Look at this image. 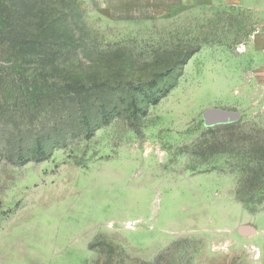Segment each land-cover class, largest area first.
Wrapping results in <instances>:
<instances>
[{
    "label": "rangeland",
    "instance_id": "obj_1",
    "mask_svg": "<svg viewBox=\"0 0 264 264\" xmlns=\"http://www.w3.org/2000/svg\"><path fill=\"white\" fill-rule=\"evenodd\" d=\"M13 3L65 47L0 41V264H264V0Z\"/></svg>",
    "mask_w": 264,
    "mask_h": 264
},
{
    "label": "trees",
    "instance_id": "obj_2",
    "mask_svg": "<svg viewBox=\"0 0 264 264\" xmlns=\"http://www.w3.org/2000/svg\"><path fill=\"white\" fill-rule=\"evenodd\" d=\"M13 2L14 0H0V41L10 37L14 44V51L17 47L19 49L18 53L20 54L21 52L23 56H28L29 59H32L33 56L43 55L41 57L42 61L54 64L65 47L62 46L65 45L62 41L59 42V44L57 43V40H60V37L63 35L61 24L52 20V22L45 27H42L39 32L35 33V27L31 25L25 26L24 24L27 21L21 19V17L26 16L22 14L24 9L22 11V7ZM4 13L13 14L7 19L8 17H6ZM13 17H15V20L11 23L12 25H5L9 23ZM100 74L101 73L98 72L92 75L94 82H97L96 80H101L98 78ZM72 75L74 76V84L77 82L81 87V90H79V87H75V90L78 95L77 103L81 106L82 110L84 106L92 100L99 101V104L103 103L101 99L103 98L104 91L108 90L110 87H91L84 90L87 78H84L81 74L74 73ZM102 108L104 109V107Z\"/></svg>",
    "mask_w": 264,
    "mask_h": 264
},
{
    "label": "crops",
    "instance_id": "obj_3",
    "mask_svg": "<svg viewBox=\"0 0 264 264\" xmlns=\"http://www.w3.org/2000/svg\"><path fill=\"white\" fill-rule=\"evenodd\" d=\"M118 1H119V3H121L119 5V8L121 10H123V8L125 9L126 7L128 8V5H130L129 6L130 9L133 8V9L139 10V12H140V10L144 9L145 1H147L149 3V5L154 6V7H151V8H155V6L157 4V0H118ZM169 1H172V0H169ZM188 1H195V0H188ZM126 4H128V5H126Z\"/></svg>",
    "mask_w": 264,
    "mask_h": 264
},
{
    "label": "water",
    "instance_id": "obj_4",
    "mask_svg": "<svg viewBox=\"0 0 264 264\" xmlns=\"http://www.w3.org/2000/svg\"><path fill=\"white\" fill-rule=\"evenodd\" d=\"M245 230H247V228Z\"/></svg>",
    "mask_w": 264,
    "mask_h": 264
}]
</instances>
